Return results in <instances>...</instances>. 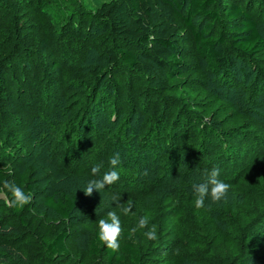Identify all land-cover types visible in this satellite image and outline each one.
I'll return each instance as SVG.
<instances>
[{"label":"rangeland","instance_id":"obj_1","mask_svg":"<svg viewBox=\"0 0 264 264\" xmlns=\"http://www.w3.org/2000/svg\"><path fill=\"white\" fill-rule=\"evenodd\" d=\"M53 1L0 0V169L31 168L48 191L73 197L77 233L67 242L69 258L49 256L11 216L0 189V264H107L88 250L109 211L119 215L122 231L142 216L149 217L148 228L157 226L154 241L143 235L147 229L136 232L147 262L178 254L190 264H264V153H257L264 146V51L234 56L230 26L213 22L207 34H223L231 66L211 70L181 15L155 0L154 31L174 27L170 41L181 65L133 73L121 62L105 63L126 44L94 25L80 40L78 9L57 10L54 21ZM79 2L94 8L91 0ZM228 4L216 0L213 9L222 15ZM249 7L264 36V0ZM206 23L192 20L197 32ZM40 38L49 42L42 55ZM54 64L61 70H51ZM25 72L33 79L25 80ZM210 142L220 147L210 149ZM117 153L119 180L86 196L88 182L112 170ZM220 154L227 165L219 179L234 178L227 200L208 207L206 199L197 209L192 185L204 182L207 163H225ZM152 183L162 185L151 194ZM129 200L132 212L125 216L119 206Z\"/></svg>","mask_w":264,"mask_h":264},{"label":"trees","instance_id":"obj_2","mask_svg":"<svg viewBox=\"0 0 264 264\" xmlns=\"http://www.w3.org/2000/svg\"><path fill=\"white\" fill-rule=\"evenodd\" d=\"M91 1L94 5V12L89 10L88 6L81 4L79 0H54V10L56 11L54 21H60L56 18L57 10L64 9V13H66L65 10L68 9L72 14L78 9L77 14L80 20L75 24V28L77 29V37L80 40L87 37L88 32L94 25L101 27L115 39L126 44L127 49H122L116 53L110 52L105 60L106 66H114L117 62H121L133 73L147 74L154 68L163 69L170 68V65L174 67L181 65L180 58L175 55L176 48L170 41L175 32L174 27L168 26L164 30L154 31L152 18L153 1L155 0H110L102 3L100 0ZM157 1L169 6L181 15L192 30L198 53L206 58L211 70L223 71L231 66V59L225 55L223 34L219 33L216 38L207 34L211 30L213 22L215 24L224 22L230 26L227 32L231 35L228 48L234 56L253 57L264 51V36L249 12V6L257 4L258 0H228L229 4L222 15H219L213 9L216 0ZM243 2L246 3V6L242 5ZM194 18L207 21L203 30L197 32L194 29L192 24ZM54 25L57 28V22ZM59 27H63L60 22ZM48 47L49 42L47 39L40 38L38 40L37 51L39 54H45ZM60 65H52L51 70H61ZM172 72H176V70L172 69ZM23 74L25 80L33 79L27 72ZM150 131L152 130L150 129ZM186 136L185 134L183 138ZM208 146L210 149L220 147L212 142ZM259 150L264 151V146L261 145ZM261 151L257 153L259 155L264 153ZM217 156L225 162L221 154ZM179 162V159H173L171 167L177 169L174 165ZM210 164L207 163L206 165L209 171L212 169ZM225 165H227L226 162H220L215 167H218L220 173H222L224 170H221V168ZM221 175L224 174H220L219 177H222ZM174 176H180L179 170H176ZM170 178H172V175ZM230 180L233 181L234 178L225 177L222 179L225 183H231ZM160 181L161 179L158 180V182ZM6 183L19 187L23 195L31 196L34 202L28 201L21 206L9 188L5 187ZM149 185L152 194L162 184L152 183ZM179 188L174 187L173 192L181 196ZM0 189L5 195L11 216L16 218L20 225L37 241L41 242L49 256L70 257L67 242L69 239H74L77 233L73 223V219L76 218L73 215L76 210V201L73 197L61 190L48 191L46 184L35 179L31 168L19 173L14 170L4 171L0 169ZM131 228V226H128L122 231L119 238V250L112 251L99 243L97 227L90 241L88 254L90 256L103 255L107 260V264H190L184 256L178 254L172 255L170 260L164 262H147L140 251V240L137 234L135 233L132 239L128 238ZM71 264L77 263L71 262Z\"/></svg>","mask_w":264,"mask_h":264},{"label":"clouds","instance_id":"obj_3","mask_svg":"<svg viewBox=\"0 0 264 264\" xmlns=\"http://www.w3.org/2000/svg\"><path fill=\"white\" fill-rule=\"evenodd\" d=\"M89 10L95 11L94 8ZM112 166V170L107 173H104L101 179H92L88 182L86 187L83 189L86 196H91L93 191L102 192L106 185H111L119 180V172L115 170L116 165L120 163L119 154H114V156L109 161ZM101 165H96L92 168L93 175L99 173ZM220 169L218 167H213L210 172H208L204 182L194 183L192 185V192L195 197L194 206L197 209L203 208L205 206V200H210L208 207H211L213 204H219V202L226 201L229 191L231 190V185L225 183L219 179ZM5 187H8L9 190L13 193L15 198L19 201L20 205L27 203L30 199L29 196H25L22 193V190L15 185L5 184ZM117 197H113V201H116ZM120 211L123 215L127 216L132 212V201L129 200L127 206H119ZM96 211V210H95ZM134 214V213H133ZM149 217L142 216L138 219V223L135 227L131 228L128 233V238L132 239L135 233L139 229H147L143 233L149 241L156 240L157 237V226L153 224L150 228ZM122 233V227L120 222V217L115 211H109L107 213V219L101 218L98 221V241L101 245L106 246V248L112 251H118L120 244L119 238Z\"/></svg>","mask_w":264,"mask_h":264}]
</instances>
